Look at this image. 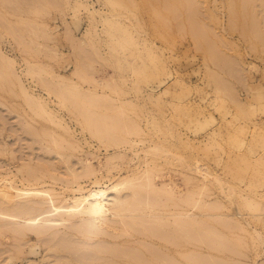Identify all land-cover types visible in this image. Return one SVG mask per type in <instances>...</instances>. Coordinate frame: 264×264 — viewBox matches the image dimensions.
I'll list each match as a JSON object with an SVG mask.
<instances>
[{
  "label": "rangeland",
  "instance_id": "rangeland-1",
  "mask_svg": "<svg viewBox=\"0 0 264 264\" xmlns=\"http://www.w3.org/2000/svg\"><path fill=\"white\" fill-rule=\"evenodd\" d=\"M29 1L32 5L36 2L41 12L31 10L29 3L17 10L12 3L0 0V49L14 58L19 81L41 96L64 125L35 110L26 101L18 79L1 73L0 205L16 215L8 219L0 213V264H103L102 258L81 263L63 246H78L87 252L81 239L104 244L99 241L105 233L84 229L81 215L60 220L54 206L65 203L78 183L89 190L96 180L106 186L124 176L146 175L148 168L153 186H172L184 199L194 190L191 200H198L187 203L180 200L182 196L167 199L160 211L192 214L199 221L208 219V227H212L217 220L205 214L215 213L206 205L213 203L232 221L240 213H244L242 220L250 221L246 223L248 231L227 236L237 252L198 247L194 253L211 259L212 264H264V223L249 215L256 209L248 211L243 205L244 196L256 199L261 208L256 211L264 217V164L259 162L264 159V0H114L115 4L87 0L88 8L77 9L75 15L72 0H59L60 7ZM97 10H112L123 20L125 15L132 18L131 23L137 25L132 29H139L136 32L150 42L152 50L133 47L132 51H113L104 43V32L103 42L85 38L91 24H100L91 14ZM96 17L99 19V14ZM22 20L47 21L43 37H55L35 39ZM10 26L24 32L18 28L14 32ZM99 26L96 30L102 31V24ZM254 26L263 27V36ZM74 43L89 58L87 80L74 73L79 60ZM29 65L39 71L28 72ZM57 74L115 104L126 101L122 109L137 121L141 132L128 134L120 146L105 145L75 120L54 93H48L41 80L50 82ZM85 164L91 165L92 171L75 178L71 169L81 170L78 168ZM8 179L19 189L42 193L22 191L8 199L1 191ZM18 202L35 208V212H16ZM31 217H40L37 227L24 226ZM51 217L55 221L48 223L46 218ZM109 217L114 216L110 213ZM37 228L41 232L35 231ZM254 228L261 241L256 239ZM209 237L211 241L215 236ZM47 242L56 246L49 251ZM87 254L89 258L91 254ZM175 257L184 259L178 252Z\"/></svg>",
  "mask_w": 264,
  "mask_h": 264
},
{
  "label": "bare ground",
  "instance_id": "bare-ground-1",
  "mask_svg": "<svg viewBox=\"0 0 264 264\" xmlns=\"http://www.w3.org/2000/svg\"><path fill=\"white\" fill-rule=\"evenodd\" d=\"M3 1L12 3L13 7L17 10L22 9L24 3H32L29 0ZM36 1L38 3H42L43 6H57L60 3L59 0ZM72 1L74 2V15L76 14L77 9L81 7L88 8L89 6L87 0ZM107 1H109L110 4L116 3L114 0ZM30 7V9L35 12H41V8L36 5V2H34V4ZM91 14L95 20L100 21V24H102L103 27L102 31H99L96 30V28H98L100 24H91L92 26L90 25L85 30V38L87 36H91V38L94 40L98 39L102 41L103 35L105 34L106 38H104V43H106L111 50L118 52L121 50L132 51L133 47H141L149 52L152 50V46L149 44L150 42H148L147 39L142 38L136 32H139V29H132V27H137V25L135 22L134 24L131 23L132 18L129 16L125 15L124 18L126 20H123L119 13L112 10L107 13L100 12L99 10L91 11ZM96 14H99V19L96 17ZM22 21L26 22L25 20ZM26 23L28 26H26V29L29 30L28 32L32 34L34 33L33 35H36L33 36L35 39L37 36H41L43 39L47 37L49 39H53L55 37L53 34L50 36L49 34H45L47 36L43 37V29L48 27L47 21L45 20H28ZM10 28H13V26H10ZM15 28L13 29L15 30ZM253 28L260 36H263L261 33V29L263 27L260 26V28H258L254 26ZM16 30L14 32H21L20 29L17 31ZM46 30H48V28ZM38 32H40V35ZM103 32L104 34L102 35ZM71 33L72 32L70 31V34ZM79 38H77V40ZM18 40L20 42V38ZM77 46L75 49L78 48V51L80 49L79 46ZM77 51L75 50L74 52L76 53V56H79V60L74 69L75 71H73L82 80H87L88 76L90 75L89 74L87 76L86 74V72H89L86 68V65H89L87 62V59L89 58H87L83 50H80L82 52L78 51V54ZM0 60L2 61L0 75L2 73V75L5 74L6 76H4L7 78H15L16 80L18 79V82L22 81L21 76L17 73V70L14 67V58L4 51L2 47L0 49ZM118 62H120V60H118ZM37 70L38 69L33 68L31 65L28 66V72H37ZM51 77L53 79H50V82L47 81L48 79L44 80L42 78L41 80L42 83L49 89L48 93H54L57 96L59 103L64 107H67L68 111L70 110V113L73 114L76 119L74 117L73 118L77 120L83 126V128L89 130L92 136L97 137L101 142L103 141V143L105 142V145L107 142V146L112 144H118V146H120L119 144L125 142L130 134L141 132V128L137 121L122 109L126 104V101H122L120 104H115L113 100L107 98L103 94H99L93 90H83L77 81L67 76L57 74L54 77L53 75ZM51 82H54L53 84H56L57 86H53ZM20 85L26 97V101L34 105L35 110L48 113L51 116V119L56 120L61 125H64L63 119L55 114L54 111L49 110L46 107V104L41 96L31 93L25 84L20 82ZM218 88L220 89V87ZM219 89L217 91H219ZM95 106L102 107L105 110L101 111L96 109ZM207 143L210 142L207 141ZM154 148L158 149V147ZM259 162L264 164V159H259ZM79 164L81 163L79 162ZM81 167L82 166L78 168L81 170L71 169L75 178H80L92 171L91 165L89 164H85V166L82 168ZM146 170H148V172H150L149 174H151L150 168ZM148 172L147 174L145 173L147 176H142V174L124 176L121 177L117 182H113L109 185L106 184V186H102V184L96 180L94 188L89 190H86V186L78 183V187L73 190V194L70 195V198H66L65 203L62 205H55L53 210H56V214L60 215V220L65 219L62 218L63 216H67L68 218L75 215H81L83 222L82 226L84 229L90 232L95 231L96 233H105L103 240L99 241L100 243L104 244H97L90 241L89 239H81V241L85 243V246L88 247L87 252L82 251L78 246H67L73 250L63 246L64 249L76 254L78 257H76V260L81 263H87L89 260H92L91 262L94 263L95 260L102 258L103 264H212L214 262L211 261V259L209 260L206 257H202L199 254L194 253V248H217L221 251H227V253L237 252L235 243L233 241H229L227 236L231 235L232 233L235 234L238 230L248 231L246 223L249 224L250 221L248 219L242 220L244 219V213H240V215L237 216L238 218H234L232 221L224 213L219 212L218 209L221 207L213 203L206 204L209 208L215 210V213L206 211L205 214L213 215L217 220L216 222H213L212 228L208 227V225L211 224V221L208 219L199 221L192 218V214L176 211L174 209H168L165 212L160 211L167 205V202L165 201L174 200L176 197L179 198L182 196L180 197L182 199H179L187 203H194V201L195 203H198V200L196 198H194L195 200L193 201L191 200L195 196V194L193 197L191 195L194 193V190L191 191L192 193L189 192L190 196L187 194L184 199L183 195L177 196L176 193L173 192L174 187L172 186L163 184V189L161 188L162 185L158 186L159 188L153 186L152 180H154V177L152 176L151 180L150 177L152 174L149 175ZM218 182L221 183V180L218 179ZM1 188V191L5 192L3 195H6L8 199L13 198L22 191L27 194L29 192H41H34L28 189H19L10 179H8V184L2 186ZM157 188H161L163 192H158ZM112 193L115 194L113 195ZM48 196H50L51 201L54 202L53 196ZM258 204L259 202L256 199L250 196H244L243 205L248 209V211L249 209L252 211L255 209L260 210L261 208L257 207ZM14 206V210L16 212L27 213L28 215L34 213L36 210L35 208L29 207L22 202H18ZM256 210L255 212L253 211L254 213L249 212V215L258 217L264 223V217L257 213L259 210ZM0 213L3 214L2 217L8 219H14L13 216L16 215V213L5 210V208L1 205ZM110 213L114 216L113 218L109 217ZM39 218L40 217H31L30 219H27L28 221H26L24 226L37 227L40 224ZM102 219H105V221H102ZM46 221L48 223H52L55 221V219L52 217L46 218ZM109 221H115L118 222V224L113 225ZM226 230H228V232ZM253 230L258 234L256 239L261 241L258 230L256 228ZM35 231L41 232L40 228L35 229ZM82 233L84 236L90 238L92 237L89 235V233L84 231H82ZM209 235L215 236L212 237L214 239L210 241L209 239L211 237H209ZM58 236L61 237L62 235L59 234ZM161 240H164L165 242H162ZM107 243H114L115 245H107ZM116 243H119L120 246H116ZM46 245L49 251H51V247L56 246L49 244L48 242ZM176 252L180 253L184 259H177L175 257ZM87 253L91 254L89 258L86 257ZM104 253H107V255ZM29 264H45V261H32Z\"/></svg>",
  "mask_w": 264,
  "mask_h": 264
}]
</instances>
